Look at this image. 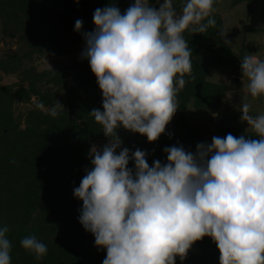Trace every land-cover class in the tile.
Returning <instances> with one entry per match:
<instances>
[{
	"label": "clouds",
	"instance_id": "obj_1",
	"mask_svg": "<svg viewBox=\"0 0 264 264\" xmlns=\"http://www.w3.org/2000/svg\"><path fill=\"white\" fill-rule=\"evenodd\" d=\"M157 3L135 0L123 14L115 5L97 8L95 30L83 33L81 58L89 61L103 95V111L90 115L110 140L102 150L92 146L94 167L74 188L83 201L79 221L106 249L102 264H176L205 236L216 243L220 264H264V114L251 115V105L242 102L241 120L258 139L228 133L198 143L195 152L165 147L167 163L150 166L146 151L121 148V126L150 142L165 132L192 72L183 33L203 34L216 24V0ZM82 29L78 19L75 30ZM241 69L248 80L245 97L264 95V60L246 55ZM36 107L52 117L65 109L59 101L51 109L42 102ZM8 231L0 228V264H12ZM20 243L38 260L48 252L35 235Z\"/></svg>",
	"mask_w": 264,
	"mask_h": 264
},
{
	"label": "trees",
	"instance_id": "obj_2",
	"mask_svg": "<svg viewBox=\"0 0 264 264\" xmlns=\"http://www.w3.org/2000/svg\"><path fill=\"white\" fill-rule=\"evenodd\" d=\"M253 1L231 0V5L247 2L249 16ZM259 1L264 4V0ZM134 2L0 0V39L8 42L0 47V80L4 75L15 76L11 82L0 81V228L9 229L6 235L13 246L12 264H102L106 257V249L98 248L94 235L80 223L83 201L74 196L86 170L94 167L89 158L92 144L100 141L103 148L110 140L90 115L93 109L103 111L102 89L89 61L79 60L80 53L74 50L84 40V32L95 30L97 8L115 5L123 14ZM151 3L159 7L156 0ZM211 18L216 24L205 33H183L192 49V72L185 75V87L177 96V114L165 132L150 142L146 135L123 126L117 129L121 148L146 151L150 166L155 160L167 163L165 147L183 145L195 152L198 143H211L189 122L187 109L191 106L214 120L227 86L209 78V72L218 66L240 67L246 56L243 46L236 51L225 43L226 35L220 36L225 34L220 13L214 12ZM78 19L83 21L82 32L75 30ZM49 58L57 60L44 64ZM58 101L65 109L57 117L36 107L42 102L51 109ZM235 126L234 130L216 127L225 135L259 138L244 124ZM128 167L135 169L133 160ZM31 235L48 248L39 260L20 243ZM219 256L216 243L205 236L192 245L185 260L177 256L176 264H220Z\"/></svg>",
	"mask_w": 264,
	"mask_h": 264
},
{
	"label": "rangeland",
	"instance_id": "obj_3",
	"mask_svg": "<svg viewBox=\"0 0 264 264\" xmlns=\"http://www.w3.org/2000/svg\"><path fill=\"white\" fill-rule=\"evenodd\" d=\"M157 1V0H156ZM162 2V0H161ZM178 0H174L176 4ZM216 11H218L222 18H224V30L226 39L230 41L233 49L239 51V48L243 46L245 55H256L261 60H264V16L262 15V9L264 4L261 5L259 0L253 1L252 12L249 16H246L248 11L247 2H241L238 5H231V0H216L214 5ZM258 29H255V28ZM8 42L6 38L0 39V47H6ZM85 39L82 40L74 50V53H80L77 55L79 60L81 54L85 48ZM65 59L67 57H64ZM57 59L49 58L44 64H54ZM44 62V61H43ZM42 64V63H41ZM213 80L222 81L226 84V94L222 99L219 108L214 112L216 114L214 120L208 117V114L199 113L191 106L188 107L187 116L191 124L198 127L200 131L208 136L209 141L212 142L213 136L226 137L222 134L214 123L217 116H231L236 115L235 119H232L231 123L236 125L244 124L245 129H251L246 121L241 120L242 112L237 113L242 102H247L251 105L250 114L257 116L264 114V95L258 98H252L250 94L245 97V88L248 83L247 78L243 79V73L241 66L236 67L232 65L218 66L212 68L208 75ZM15 79L14 75H4L0 80L1 83L11 82ZM26 103H24L25 106ZM33 104V103H32ZM29 103L28 105H32ZM35 104V103H34ZM175 113L174 115H176ZM216 125V126H215ZM101 142L95 141L93 145L100 147Z\"/></svg>",
	"mask_w": 264,
	"mask_h": 264
},
{
	"label": "water",
	"instance_id": "obj_4",
	"mask_svg": "<svg viewBox=\"0 0 264 264\" xmlns=\"http://www.w3.org/2000/svg\"><path fill=\"white\" fill-rule=\"evenodd\" d=\"M236 118V115L233 114L231 116H217L216 117V120H215V124L217 125L218 128H225L227 130H234L235 129V125L232 124L231 120L232 119H235Z\"/></svg>",
	"mask_w": 264,
	"mask_h": 264
}]
</instances>
